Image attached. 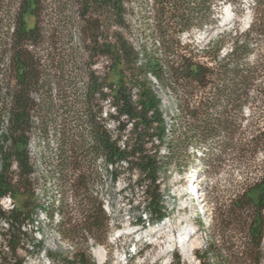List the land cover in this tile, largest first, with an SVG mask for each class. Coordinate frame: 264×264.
<instances>
[{
    "label": "trees",
    "instance_id": "obj_1",
    "mask_svg": "<svg viewBox=\"0 0 264 264\" xmlns=\"http://www.w3.org/2000/svg\"><path fill=\"white\" fill-rule=\"evenodd\" d=\"M130 1L74 0L86 23L85 31L90 32L91 43L86 46L89 59L82 63L77 49L62 47L66 36L61 31L48 29L45 36L37 22L43 0H0V197L30 191L31 134L38 128L40 136H52L57 141L55 156L46 167L48 172L71 192L72 200L84 213L82 223L68 229L73 238L82 230L96 236L105 229L108 217L88 187L97 173L94 167L98 157L109 163L112 179L120 172V162L138 172L136 182L145 186L149 210L161 219V170L172 165L178 171L189 169L190 158L198 152L194 145L208 138L218 139L220 153L200 154L198 159L216 167L234 145L233 136L241 126L236 115L251 98L250 91L263 92L258 88L263 62L250 57L264 37V0H253V18L247 29L231 37L226 55L220 54L226 42L224 36L208 41L199 51L205 61L182 40V35L217 24L216 14L225 3L241 13L243 0H148L139 10L144 31L155 42L152 48L143 45L141 51L122 32L126 15L136 13ZM51 3L50 7L57 4L60 8L65 0ZM97 14L104 16L101 24L94 18ZM28 16L36 18L33 26L28 25ZM45 40L49 41L50 51L47 47L46 53L33 49L44 45ZM102 55L110 59L108 67L114 77L109 82L100 80L92 69L94 58ZM77 67L85 70L84 90L77 89L72 74ZM149 75L173 90L178 115L170 116L169 123L163 117ZM107 98L115 112L111 116L118 123L117 135L107 129L100 116V102ZM130 122L129 134L120 143ZM262 141L264 128L253 134L250 142L236 144L234 153L247 156ZM162 145L164 162L158 160ZM245 189L233 201L226 223L246 229V257L258 263L264 231V176ZM54 211L52 203L46 213L52 218ZM0 220L8 225L6 229L0 226V235L9 250L0 264H21L17 249L26 234L25 225L34 220L29 212L16 206L7 211L0 206ZM76 258L80 264H93L85 251L77 252ZM232 258L230 261H241L240 257Z\"/></svg>",
    "mask_w": 264,
    "mask_h": 264
},
{
    "label": "rangeland",
    "instance_id": "obj_2",
    "mask_svg": "<svg viewBox=\"0 0 264 264\" xmlns=\"http://www.w3.org/2000/svg\"><path fill=\"white\" fill-rule=\"evenodd\" d=\"M43 1L37 22L43 28L45 36L48 29L56 28L66 36L65 44L62 46L65 47L64 49H68V46L77 49L82 63L89 59L86 46L91 43L88 37L90 32L85 31L86 23L80 18L74 0H65V5L60 8L57 4L55 7H50L53 0ZM147 2L148 0L129 2L136 13L129 12L126 15L127 24L122 29L125 37L138 51H141L143 45L152 48L155 42L145 33L139 10V7L146 5ZM252 6L253 0H243V11L237 14L228 3H225L216 14L217 24L194 28L191 32L184 33L182 40L190 43L199 59L205 61L206 58L199 51L209 40L224 36L226 42L220 50L222 57L231 49V37L247 29L253 18ZM95 17L101 24L104 16L97 14ZM27 22L29 26H33L36 18L28 16ZM48 43L49 41L45 40L44 45L33 49L46 53L45 49L50 45ZM94 59L92 69L99 75L100 80L106 79V82H109L114 77L111 76L108 67L109 57L102 55ZM250 59H258L264 65V37H261L254 47ZM84 71H80L77 67L72 72L78 90H84L86 86ZM149 77L154 83L153 88L158 95L163 117L169 123L170 116L177 118L178 115L173 90L171 86H163L153 75ZM259 83L258 88H262L263 92L260 94L258 90L250 91L251 98L236 115L241 126L233 136L234 145L229 147L228 153L221 158L216 167L207 166L206 160L198 159L200 154L220 153L218 139L208 138L194 145L198 152L190 158L189 169L178 171L172 165L161 170L158 178L162 213H164L161 219H156L149 210L144 193L145 186L136 182L138 172L129 170L125 162H120V172L116 179H112L109 163L106 164L102 157H98L94 167L97 173L88 187L89 191L101 201L108 219L105 229L96 236L83 230L74 238L69 235L68 229L74 223H82L84 213L72 200L71 192L55 182L46 168L55 156L57 141L52 136L44 138L40 136L38 128L33 129L30 143L33 164L30 191L16 194L11 198V206L29 212L34 220L33 223L25 225L26 234L22 236L21 246L17 249V255L22 259L21 264H80L76 253L82 251H85L93 264H264V231L260 258L256 263L246 257L249 252L245 244L246 229L236 223L231 225L226 223V216L233 201L249 184L264 176L263 141L247 156L234 153L236 144L250 142L253 134H258L264 128V71ZM104 91H107V88L104 87ZM206 93L208 92L204 94ZM100 105V116L107 129L117 135L118 123L111 116L115 112L109 98L102 100ZM35 124L38 126L36 120ZM130 128L131 122L122 132L120 143L126 139ZM164 148L165 146L162 145L158 154V160L161 162L166 161ZM195 186L200 188L196 200L198 201L203 194L207 201L209 211L207 214L210 220L208 226L202 217L197 216V204L192 196V189ZM252 194L256 195V191ZM6 196L8 195L0 197V206L7 211L12 207ZM52 203H55V211L51 218L46 213V209ZM105 203H108L107 209L104 207ZM243 213L247 214V212ZM6 223L0 220V226L5 229L8 227ZM191 223H194L200 231L198 230L190 244L180 248L175 240ZM212 244L213 247L210 249ZM5 245V238L0 235V261L1 257L9 253ZM98 246L106 251V260L103 263H99L94 255V250ZM231 255L233 258L240 257L241 261H230Z\"/></svg>",
    "mask_w": 264,
    "mask_h": 264
},
{
    "label": "bare ground",
    "instance_id": "obj_3",
    "mask_svg": "<svg viewBox=\"0 0 264 264\" xmlns=\"http://www.w3.org/2000/svg\"><path fill=\"white\" fill-rule=\"evenodd\" d=\"M199 187L195 186L193 189H192V196L195 198V201H196V209L198 210L197 212V216H200L203 218V221L207 226L209 225V219H208V207L206 205V202L205 201V197L203 194H201L200 198H198V201L196 200V196L197 194H199ZM192 197V198H193ZM5 198H7V200L9 201V195L6 196ZM194 201V202H195ZM105 208L107 209L108 208V203H105L104 204ZM10 207V206H9ZM194 208V207H193ZM196 211V210H195ZM196 215V214H195ZM171 222V221H170ZM168 223V222H167ZM165 224V223H164ZM170 226V225H169ZM167 230V229H166ZM198 228L194 225V223H191L190 225H188V228L186 230H183V233L180 234V236L178 238H176V242L179 243V247L182 248L181 246H185V245H188V243L190 244L193 240V238L195 237V235L197 234L198 232ZM170 231V230H169ZM200 231V230H199ZM171 232V231H170ZM118 234V233H117ZM171 241V240H170ZM177 243V244H178ZM174 245V244H172ZM176 245V244H175ZM95 252V255L98 256L99 260L98 262L99 263H103L105 262V257H106V251L101 247V246H98L95 248L94 250ZM127 258V257H126ZM120 260V259H119ZM122 260V259H121Z\"/></svg>",
    "mask_w": 264,
    "mask_h": 264
},
{
    "label": "built area",
    "instance_id": "obj_4",
    "mask_svg": "<svg viewBox=\"0 0 264 264\" xmlns=\"http://www.w3.org/2000/svg\"><path fill=\"white\" fill-rule=\"evenodd\" d=\"M12 197L11 196H9V204H10V206L12 205V199H11ZM12 208L14 207V205L13 206H11ZM105 207V206H104ZM11 209V208H10ZM94 255H95V252H94ZM96 256V255H95ZM96 259H97V261L99 260V258H98V256H96Z\"/></svg>",
    "mask_w": 264,
    "mask_h": 264
}]
</instances>
